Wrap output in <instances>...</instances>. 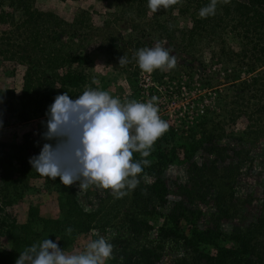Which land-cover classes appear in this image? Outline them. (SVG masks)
<instances>
[{"label":"rangeland","instance_id":"obj_1","mask_svg":"<svg viewBox=\"0 0 264 264\" xmlns=\"http://www.w3.org/2000/svg\"><path fill=\"white\" fill-rule=\"evenodd\" d=\"M208 3L181 0L152 13L147 0H0V249L20 255L47 238L66 252L80 251L96 238L95 229L114 246L117 262L106 264H120L124 252L142 246L158 255L157 264H207L208 256L242 242L249 247L243 258L264 264V11L250 0H230L200 18ZM37 42L55 53L50 67L36 54ZM156 43L171 50L177 65L145 73L134 54ZM75 54L83 63H69ZM122 56L128 63L119 64ZM69 68L86 74L84 84L67 91L70 97L88 87L121 101L156 96L169 124L139 184L122 198L102 187L71 186L80 207L93 214L87 230L62 221L59 185L29 163L51 143L41 135L46 110L34 99L51 84L60 90ZM28 73L36 90H25ZM25 95L32 102L19 120L12 108ZM157 177L166 186L164 201L151 190ZM178 204L196 213L194 228L187 220L171 223ZM196 232L208 240L198 241Z\"/></svg>","mask_w":264,"mask_h":264},{"label":"clouds","instance_id":"obj_2","mask_svg":"<svg viewBox=\"0 0 264 264\" xmlns=\"http://www.w3.org/2000/svg\"><path fill=\"white\" fill-rule=\"evenodd\" d=\"M181 0H147L152 13L180 4ZM219 3L230 0H209L199 10L200 18L216 14ZM134 58L145 73L154 70L169 71L177 59L171 50L160 43L139 48ZM128 63L126 57L119 64ZM158 97L148 101H121L108 91L88 87L72 98L67 92L56 95L48 105L43 122L45 142L29 163L41 176L59 178L66 187L78 183L79 189L102 187L111 190L115 198H122L125 189L139 184L138 176L155 142L169 129L159 115ZM134 153L141 159L134 160ZM72 228L66 229L71 234ZM95 239L88 240L82 250L66 252L57 242L44 239L20 253L16 264H106L113 258L114 246L93 229Z\"/></svg>","mask_w":264,"mask_h":264},{"label":"trees","instance_id":"obj_3","mask_svg":"<svg viewBox=\"0 0 264 264\" xmlns=\"http://www.w3.org/2000/svg\"><path fill=\"white\" fill-rule=\"evenodd\" d=\"M251 5L259 7L262 11H264V0H250ZM1 19V17H0ZM35 52L39 57H43L46 66L50 67V65L55 62L56 56L53 50H50V47L48 44H43L42 42H37L35 45ZM53 53V55L51 54ZM84 57L81 56V54H75L74 56L69 59V63H77L81 64L84 61ZM29 74V73H28ZM29 81H27V84L25 86V90H28L29 88H32V90H36L37 88L32 84V73L29 75ZM59 87L55 91L54 85L50 86V90H46V92L42 95L39 94V97H35L36 102H40L43 106V111L47 110V106H44L46 102H53L54 97L57 95L58 92H67L71 89H75L80 87L82 84L86 82V74L82 72L80 69L78 70H72L69 68L64 74H62L59 78ZM31 84L32 86H29ZM29 87V88H28ZM55 91V92H54ZM38 96V95H35ZM42 96V97H40ZM21 100V105L16 108H12V113L15 117H17L19 120H26V111L24 109L26 103L32 102V100L28 101L27 96H23ZM170 135H173L170 133ZM163 151V150H162ZM160 151L156 156L158 158H161L163 156V152ZM174 156L172 155L170 158L164 160L161 164H168L171 163L174 160ZM164 163V164H163ZM152 167V166H150ZM154 167V166H153ZM151 173V171H150ZM152 174L157 176V172L154 171ZM56 184L59 185L61 191H60V204L62 207H64V215L62 217V221L65 223L68 222V225L72 227L73 229H77L78 227L83 230H87L88 227H90L91 220L93 218L92 213L85 212L78 202L74 198V189L70 187H66L63 184L60 183L59 178L55 180ZM152 193L160 198V200L164 201L166 197V186L163 180L159 177H157L154 182L152 183L151 187ZM67 192V193H66ZM178 209L176 212L175 210ZM173 210L170 215L169 219L172 224L178 225L183 220H187L190 224H193V228L195 227V220L197 216L196 213L188 210L185 206L182 204H178L177 208ZM181 219V220H180ZM1 223V222H0ZM133 224L135 225V221H133ZM9 227H13V224H10ZM58 227V226H57ZM135 227V226H134ZM59 229V227H58ZM161 231H165L161 228ZM170 231V234H175L174 231ZM198 234V241L206 242L208 240V237L206 233L204 232H196ZM208 233V232H207ZM249 253V247L247 242H242L241 248H225L216 254V256L207 257L206 263L207 264H255V261L250 259H244L243 255H247ZM19 257L17 251L13 250H4L0 249V264H12L14 263L17 258ZM158 255L151 249L142 246L141 248L131 250V252H124L122 254V257L119 259L120 264H157ZM112 262H117L116 258L111 259ZM178 264V263H176Z\"/></svg>","mask_w":264,"mask_h":264},{"label":"built area","instance_id":"obj_4","mask_svg":"<svg viewBox=\"0 0 264 264\" xmlns=\"http://www.w3.org/2000/svg\"><path fill=\"white\" fill-rule=\"evenodd\" d=\"M142 87H147V85L146 84H143V86Z\"/></svg>","mask_w":264,"mask_h":264}]
</instances>
